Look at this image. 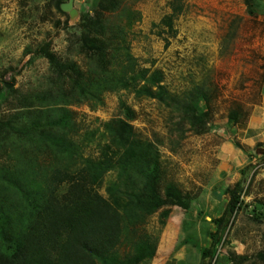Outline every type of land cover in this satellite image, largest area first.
Instances as JSON below:
<instances>
[{
  "label": "rangeland",
  "instance_id": "1",
  "mask_svg": "<svg viewBox=\"0 0 264 264\" xmlns=\"http://www.w3.org/2000/svg\"><path fill=\"white\" fill-rule=\"evenodd\" d=\"M68 2L0 0V90L9 91L5 101L0 99V174L9 170L40 192L53 167L71 162L68 141L78 148L71 162L76 168L99 160L108 141L105 125L125 120L128 108L135 137L158 151L153 179L162 204L147 211L152 192L142 193L145 178L138 167L106 172L97 187L102 196L107 198V188L115 185L128 201L130 192L141 198L129 201L124 233L112 254L116 259L108 264H134L143 241L154 255L182 253V264H199L236 183L227 181L250 166L255 169L241 194L242 205L225 228L212 264H264V148L259 143L247 149L227 123L235 112L234 131L248 125L264 96V0H72L74 17L61 10ZM170 2L181 8L174 32L159 35L166 30L159 23L171 13ZM85 35L103 44L99 54L108 78L127 70V51L137 71L161 73L167 100L138 96L128 88L102 92L99 103L84 102L73 92L72 75L78 80L77 71L87 76L95 68L89 50L81 48ZM49 53L55 63L45 56ZM142 85L149 87L146 81L137 87ZM59 108L70 113L63 130L47 124ZM230 150L237 158L239 152L247 154L250 164L228 162L224 179L219 168ZM257 155L260 160L252 162ZM172 189L181 193L180 202L165 197ZM10 194L20 195L8 188L0 192V201H10ZM6 245L0 240L1 249ZM155 261L135 264H162Z\"/></svg>",
  "mask_w": 264,
  "mask_h": 264
},
{
  "label": "trees",
  "instance_id": "2",
  "mask_svg": "<svg viewBox=\"0 0 264 264\" xmlns=\"http://www.w3.org/2000/svg\"><path fill=\"white\" fill-rule=\"evenodd\" d=\"M171 13L164 16L159 25H164L166 30L159 32L172 33L173 20L181 8L175 2H170ZM87 38V40L85 39ZM83 50H89L90 60L95 62V68L89 70L90 74L82 76L78 71L75 79L73 72L72 89L84 102H100L98 95L105 91L131 88L138 96H146L165 102L167 96L161 83L159 71L150 72L149 68L136 70V63L126 51L125 57L127 70L116 76L111 74L108 78L106 68L102 63L101 42L97 37L85 35ZM164 47H168L167 39H164ZM87 42V43H86ZM103 45V44H102ZM86 47V48H85ZM85 48V49H84ZM81 49V50H82ZM87 55V54H86ZM50 62L55 63L52 54H45ZM98 58L96 60L95 58ZM58 66L61 67L60 64ZM69 69L74 71L76 67L69 64ZM129 73L127 77L126 74ZM146 81L148 86L137 87L138 82ZM13 82V81H12ZM152 88H155L153 90ZM0 90V99L6 100L9 91ZM45 100V99H44ZM60 103L61 101H57ZM125 120L115 119L105 125L108 141L102 145L100 158L97 161H86L75 167L71 164L78 148L68 141V152L71 162L59 164L53 167L46 181L44 189L37 192L29 188L21 179L15 178L8 171L0 174V180L6 181L0 185V192L18 190L20 195L16 198L12 194L7 195L10 201H0V240L7 245L0 248V264H108L114 262L112 257L120 244L125 223V215H129L130 203H138L140 197L133 193H126L130 198L124 199L121 191L114 189L115 185L107 188L108 197L102 196L97 187L101 185L103 176L113 168H137L144 175L142 193L149 190L151 193V205L147 211L157 210L162 204L157 191L154 173L158 169V151L154 145L146 140L136 138L133 128L129 123L133 119L132 110L124 109ZM70 119V113L64 109H57L56 117H51L47 124L51 127L65 129ZM235 112L228 114L227 123L233 126L237 122ZM40 125V121L36 123ZM3 126L6 123L3 122ZM54 142V138H47ZM63 141V140H62ZM58 142H61L59 139ZM64 147V146H62ZM259 147V146H258ZM263 163L264 159L261 160ZM254 166L246 167L242 172V180L237 182L228 191V202L219 219L215 220L217 231L213 235V242L208 249L201 252L199 264H212L216 254V246L219 244L225 228L231 223L236 210L242 205L241 194L246 182L253 173ZM6 184V185H5ZM65 188L63 192L58 189ZM165 197L180 202L182 195L177 190L165 191ZM24 201L27 205H23ZM253 218H257L258 212L253 211ZM155 258L143 241L136 249L133 263H139L144 259Z\"/></svg>",
  "mask_w": 264,
  "mask_h": 264
},
{
  "label": "crops",
  "instance_id": "3",
  "mask_svg": "<svg viewBox=\"0 0 264 264\" xmlns=\"http://www.w3.org/2000/svg\"><path fill=\"white\" fill-rule=\"evenodd\" d=\"M248 123H249L248 125L246 124H244V126L242 125L240 127V130L238 129V132L234 131L235 126H232L230 129L232 132H234V134L238 136V138H240V140H244L245 145L248 146L247 149L252 148L254 147V144H259V143H261L262 147L264 148V96L261 103L253 111L250 117V121H248ZM249 152L247 151V153ZM233 155H234L233 150L228 151L227 158L220 164L221 168H219V170L220 173L223 175L224 179L225 178L227 179V175L230 169L228 168V162L232 163L233 161H236L239 166H243V165L246 166L250 164L249 163L250 159L247 157V154H245L244 152H239L238 158ZM260 158H261L260 155H257V158L252 157L253 160L251 161L254 162L255 160H260ZM241 180H242V174H240V172L238 173L237 171H235L233 172L231 179L227 182L233 184ZM184 258H185V254L182 253H176V254L174 253L172 256L171 255L160 256L155 254L154 260L156 261L158 260L162 264H182L183 262H185Z\"/></svg>",
  "mask_w": 264,
  "mask_h": 264
},
{
  "label": "water",
  "instance_id": "4",
  "mask_svg": "<svg viewBox=\"0 0 264 264\" xmlns=\"http://www.w3.org/2000/svg\"><path fill=\"white\" fill-rule=\"evenodd\" d=\"M61 10L67 12L70 17H74L76 15V11L72 7V0H69L68 3L61 4Z\"/></svg>",
  "mask_w": 264,
  "mask_h": 264
}]
</instances>
